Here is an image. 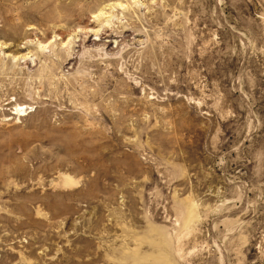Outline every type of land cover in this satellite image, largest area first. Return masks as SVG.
I'll return each instance as SVG.
<instances>
[{
  "label": "rangeland",
  "instance_id": "rangeland-1",
  "mask_svg": "<svg viewBox=\"0 0 264 264\" xmlns=\"http://www.w3.org/2000/svg\"><path fill=\"white\" fill-rule=\"evenodd\" d=\"M0 264H264V0H0Z\"/></svg>",
  "mask_w": 264,
  "mask_h": 264
},
{
  "label": "bare ground",
  "instance_id": "bare-ground-1",
  "mask_svg": "<svg viewBox=\"0 0 264 264\" xmlns=\"http://www.w3.org/2000/svg\"><path fill=\"white\" fill-rule=\"evenodd\" d=\"M32 10H33V9H32ZM21 109H23V107H18V108H17L18 111L21 110Z\"/></svg>",
  "mask_w": 264,
  "mask_h": 264
}]
</instances>
